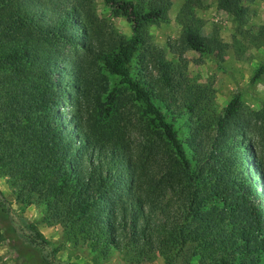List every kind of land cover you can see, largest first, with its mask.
Returning <instances> with one entry per match:
<instances>
[{
    "label": "trees",
    "instance_id": "1",
    "mask_svg": "<svg viewBox=\"0 0 264 264\" xmlns=\"http://www.w3.org/2000/svg\"><path fill=\"white\" fill-rule=\"evenodd\" d=\"M102 1L128 24V38L97 33L87 0H0V178L21 209L39 212L29 222L0 193L21 244L38 249L44 263L61 264L60 244L37 229L57 225L62 242L85 247L91 264L115 252L134 264L154 255L164 264H264V194L246 139L264 109L244 110L236 93L215 114L182 57L205 54L219 67L228 47L216 31L201 34L191 12L199 1L186 0L173 64L147 32L167 22L171 0ZM217 4L244 24L241 0ZM238 36L264 49V26ZM99 70L117 78L135 104L136 150L121 127L116 88L95 90L94 117L81 114L90 82L101 88L106 81ZM263 75L260 64L249 83Z\"/></svg>",
    "mask_w": 264,
    "mask_h": 264
},
{
    "label": "rangeland",
    "instance_id": "2",
    "mask_svg": "<svg viewBox=\"0 0 264 264\" xmlns=\"http://www.w3.org/2000/svg\"><path fill=\"white\" fill-rule=\"evenodd\" d=\"M126 2H137L138 0H123ZM186 0H171L166 23H158L147 28L150 42L153 46L163 51L165 59L169 62L178 63L176 54L172 48L180 35V28L176 17L180 8ZM199 4L191 8L194 17L202 23L201 34L208 36L216 31L219 39L228 48L225 51L223 62L218 67L215 60L208 55H199L192 51H185L182 57L186 60L185 74L194 84L208 91L207 108L215 114L221 113L230 98L239 93L243 109L246 111L261 112L264 109V75L257 81L249 83V79L260 64H264V49L260 46H252L243 38L238 36V30L249 35H254L259 28L264 26V0H241L245 10L244 24L238 27L233 18L221 11L217 0H198ZM86 15L90 18L97 33L107 34L114 32L128 38L130 28L121 17L113 16L102 0H87ZM237 42V43H236ZM235 43V44H234ZM232 46H237L241 51V57H235ZM97 71V68H95ZM103 75V71H98ZM106 78L100 80L101 88L96 82H90L84 90L80 99L79 107L81 114L88 119L94 117L95 105L92 100L95 90L109 91L116 88L121 100V127L124 128L127 142L135 148L142 144L136 125V107L131 98L125 92L123 85L118 79L103 75ZM91 81V80H90ZM102 93H100L101 95ZM122 94V95H121ZM102 98L105 94L101 95ZM64 110H68L65 107ZM264 116V113H262ZM251 131L247 133L246 139L253 144L250 154L251 162L254 164V183L264 194V119L251 121ZM0 193L8 203L11 212L21 215L29 222L37 221L39 212L33 206L21 209L14 202V198L7 187L5 180L0 178ZM264 196V195H263ZM7 207V206H6ZM16 219L9 217L0 206V264H46L41 259L40 251L21 244L18 238V227ZM40 234L51 243L60 244L61 248L55 258L61 264H91V254L85 247L70 246L62 242L61 228L57 225H39ZM101 264H134L127 262L120 253H113ZM138 264H164L161 257L154 255L151 262Z\"/></svg>",
    "mask_w": 264,
    "mask_h": 264
}]
</instances>
